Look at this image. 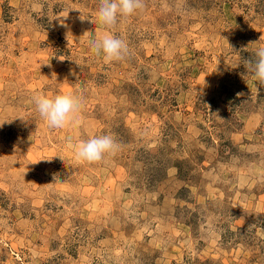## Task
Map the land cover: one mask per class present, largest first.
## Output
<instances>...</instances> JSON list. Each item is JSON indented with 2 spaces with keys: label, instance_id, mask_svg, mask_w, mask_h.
Returning <instances> with one entry per match:
<instances>
[{
  "label": "rangeland",
  "instance_id": "rangeland-1",
  "mask_svg": "<svg viewBox=\"0 0 264 264\" xmlns=\"http://www.w3.org/2000/svg\"><path fill=\"white\" fill-rule=\"evenodd\" d=\"M143 4L106 62L100 0H0V264H264V0ZM68 92L50 128L32 97ZM104 134L102 162L67 148Z\"/></svg>",
  "mask_w": 264,
  "mask_h": 264
},
{
  "label": "clouds",
  "instance_id": "clouds-1",
  "mask_svg": "<svg viewBox=\"0 0 264 264\" xmlns=\"http://www.w3.org/2000/svg\"><path fill=\"white\" fill-rule=\"evenodd\" d=\"M143 7V0H100L97 17L106 34L100 39H97L95 32L85 31L82 35L88 40L91 52L96 56L102 55L106 62H120L128 58L131 55L128 44L122 38L112 35L111 30L117 26L120 19L131 17ZM255 56L257 57L255 61H247L248 67L253 73V79L264 83V46L256 50ZM73 88L82 89L83 86L77 83ZM32 102L40 116L53 129L78 123L77 117L83 107V98L73 92L56 94L52 97L35 94ZM67 148L74 151L78 161L95 164L114 155L120 145L112 134H104L78 143L69 142ZM54 180L60 181L55 175Z\"/></svg>",
  "mask_w": 264,
  "mask_h": 264
}]
</instances>
